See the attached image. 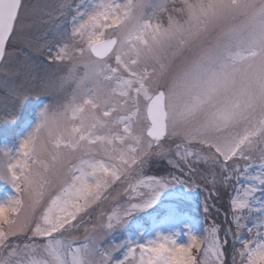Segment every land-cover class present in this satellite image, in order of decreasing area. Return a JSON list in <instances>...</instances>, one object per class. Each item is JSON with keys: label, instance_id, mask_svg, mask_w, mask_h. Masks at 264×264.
<instances>
[{"label": "snow or ice", "instance_id": "snow-or-ice-1", "mask_svg": "<svg viewBox=\"0 0 264 264\" xmlns=\"http://www.w3.org/2000/svg\"><path fill=\"white\" fill-rule=\"evenodd\" d=\"M23 9L0 0V67ZM66 9L69 30L45 42L66 72L30 87L21 65L13 74L24 83L4 82L20 104L50 102L18 149L0 150V180L16 193L0 203V264H227L229 244L232 264H264V0H61L47 14ZM153 158L176 174L140 180L138 202L101 212L78 244L89 210L118 201L113 186ZM198 164L236 193L223 238L213 227L210 242L189 230L186 246L160 233L102 246L168 188L192 191Z\"/></svg>", "mask_w": 264, "mask_h": 264}, {"label": "rangeland", "instance_id": "rangeland-1", "mask_svg": "<svg viewBox=\"0 0 264 264\" xmlns=\"http://www.w3.org/2000/svg\"><path fill=\"white\" fill-rule=\"evenodd\" d=\"M23 3L24 9L21 12L20 25L8 45L10 53L8 64L0 67V150L5 147L13 151L18 149L19 141L38 123L39 111L50 102L48 97L30 96L20 104L9 88L4 86V82L8 81L10 85L24 83L23 76L18 77L13 74L21 65L27 66L24 72L30 87H38L42 77L53 74L57 77L62 76L68 67L67 63L49 62L45 42L54 43L60 39V34L69 30L68 20L71 19V11L66 9L63 17L52 21L47 13L57 7L61 0H23ZM107 31L110 32L111 29ZM6 71L7 74H5ZM72 87L71 84L66 86L64 91L57 95V100L63 101L71 92ZM13 114H15L14 118H12ZM100 158L103 159V157ZM2 160L3 157L0 156V163ZM241 166L243 167V162H241ZM175 174V169L167 159L153 158L144 166L141 176L133 175L130 180H124L114 185L115 191L111 194L115 196L120 193L118 201L106 199L99 206L89 210V215L84 217L83 226L75 233L78 238L77 243L84 241L85 227L91 228L94 223L100 222L101 212H108L118 204L126 205L131 202H138L137 198L140 197V194L148 191L146 187L139 186L140 180H148L153 177L170 180ZM193 179L192 191L185 190L183 185L168 188L162 193L153 208L133 215L124 227L118 228L109 235L102 246L109 243L133 245L145 243L155 239L158 233L171 235L176 239L178 245L186 246L189 230L192 235L201 239L207 236L210 242L209 233L213 227L220 229L219 236L223 238V232L228 229V226L223 225L222 230L220 224L209 220L204 225L201 220L202 217L198 215H203L209 212V209H213L220 214L222 223L226 217L218 207L213 205V202L224 203L232 223L233 214L230 210V201L236 194L233 185L222 184L220 179L213 177L210 170L206 169L203 164L196 165ZM241 183H247V181H241ZM130 186L134 190H130ZM15 195L11 185L0 180V203L7 202ZM206 207L207 211H205ZM21 239L23 238L21 237ZM229 240L231 241V236H229ZM229 253L231 254L230 250ZM115 255L120 256L121 254L116 253ZM198 258L203 259L202 253L198 255ZM211 259L209 256L210 264ZM237 264H239L238 260Z\"/></svg>", "mask_w": 264, "mask_h": 264}, {"label": "trees", "instance_id": "trees-1", "mask_svg": "<svg viewBox=\"0 0 264 264\" xmlns=\"http://www.w3.org/2000/svg\"><path fill=\"white\" fill-rule=\"evenodd\" d=\"M224 190H226V189H224ZM213 205H215L216 207H218L223 212V214L226 217V219H224V222L221 223L220 214L218 212L214 211L213 209H209L208 210L209 212H206L203 215H198V216H201L202 217L201 220H202L203 224L204 223H208V220L209 221H212L214 223L217 222L218 224H220V227L222 228V230H223V225L224 226H228V228L230 226H232V223H231V221H230V219L228 217V214H227V207H226V205L224 203H218L217 204L216 202H213ZM249 223H251V221H249ZM239 246H240L239 244L236 245L237 248ZM229 250L231 252V244H229L228 251ZM226 260H227V264H232L231 254L226 257Z\"/></svg>", "mask_w": 264, "mask_h": 264}]
</instances>
